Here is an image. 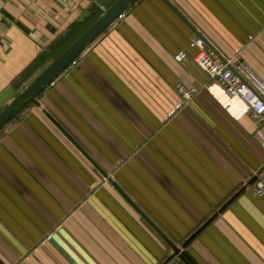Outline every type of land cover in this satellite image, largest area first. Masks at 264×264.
<instances>
[{
	"label": "crops",
	"instance_id": "0c3cea01",
	"mask_svg": "<svg viewBox=\"0 0 264 264\" xmlns=\"http://www.w3.org/2000/svg\"><path fill=\"white\" fill-rule=\"evenodd\" d=\"M115 1L0 0V112ZM124 13L0 132V264H264L256 122L203 88L189 45L200 34L264 79V0Z\"/></svg>",
	"mask_w": 264,
	"mask_h": 264
},
{
	"label": "built area",
	"instance_id": "2783aa9c",
	"mask_svg": "<svg viewBox=\"0 0 264 264\" xmlns=\"http://www.w3.org/2000/svg\"><path fill=\"white\" fill-rule=\"evenodd\" d=\"M124 16L122 13L118 19ZM189 45L197 50L193 59L209 78L203 88L235 118L252 115L257 125L255 138L264 149V79L246 61L235 62L234 58L220 56L200 34L192 37ZM188 58L186 50L175 54V60L180 63H185ZM176 89L185 99L192 98L199 91V88L187 87L183 83H178ZM254 179V193L263 196L264 163L254 172Z\"/></svg>",
	"mask_w": 264,
	"mask_h": 264
},
{
	"label": "water",
	"instance_id": "95a60500",
	"mask_svg": "<svg viewBox=\"0 0 264 264\" xmlns=\"http://www.w3.org/2000/svg\"><path fill=\"white\" fill-rule=\"evenodd\" d=\"M137 0H116L106 11L97 19L84 33H82L74 42H72L59 56H55L53 61L28 85L4 110L0 112V132L12 122L21 112L32 104L40 105L39 97L55 82L58 77L64 73L90 45H92L101 34L110 27L120 14L127 11ZM216 53L217 50L207 42ZM219 54V53H218ZM220 55V54H219ZM47 116L54 124L77 146V148L97 167L104 176L109 179L113 185L123 193L126 198L134 204L133 200L126 192L114 181L109 173L105 172L93 157L79 144V142L49 113L45 110ZM135 205V204H134ZM138 208V207H137ZM149 221L146 214H143ZM151 222V221H150ZM156 228V225L151 222ZM175 251L179 249L173 245Z\"/></svg>",
	"mask_w": 264,
	"mask_h": 264
},
{
	"label": "trees",
	"instance_id": "16d2710c",
	"mask_svg": "<svg viewBox=\"0 0 264 264\" xmlns=\"http://www.w3.org/2000/svg\"><path fill=\"white\" fill-rule=\"evenodd\" d=\"M101 16H99V15H97L94 19H92V20H90V22L88 23V26H87V28H86V30L97 20V19H99ZM85 30V31H86ZM84 31V32H85ZM83 32V33H84ZM75 40L73 39V40H71V41H68V42H66L65 43V45H64V43H63V48L61 49V50H59V52H57V54L55 55V56H59L72 42H74ZM54 56V57H55ZM32 105H34V104H32ZM31 106V105H30Z\"/></svg>",
	"mask_w": 264,
	"mask_h": 264
},
{
	"label": "rangeland",
	"instance_id": "374dc122",
	"mask_svg": "<svg viewBox=\"0 0 264 264\" xmlns=\"http://www.w3.org/2000/svg\"><path fill=\"white\" fill-rule=\"evenodd\" d=\"M179 253L182 254V252H180V250H179Z\"/></svg>",
	"mask_w": 264,
	"mask_h": 264
}]
</instances>
